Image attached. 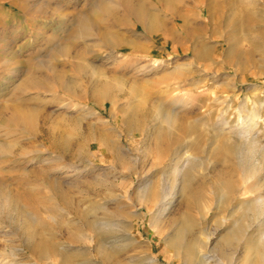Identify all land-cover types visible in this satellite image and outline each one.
I'll list each match as a JSON object with an SVG mask.
<instances>
[{
  "label": "rangeland",
  "instance_id": "1",
  "mask_svg": "<svg viewBox=\"0 0 264 264\" xmlns=\"http://www.w3.org/2000/svg\"><path fill=\"white\" fill-rule=\"evenodd\" d=\"M99 1L0 0V264H264V0H144L163 36Z\"/></svg>",
  "mask_w": 264,
  "mask_h": 264
},
{
  "label": "bare ground",
  "instance_id": "2",
  "mask_svg": "<svg viewBox=\"0 0 264 264\" xmlns=\"http://www.w3.org/2000/svg\"><path fill=\"white\" fill-rule=\"evenodd\" d=\"M183 1V0H182ZM220 1V0H219ZM224 1V0H223ZM234 1V0H233ZM247 1V0H246ZM169 3H171L170 5L173 6V8L177 11V7L175 6V3L170 2V0H168ZM188 2V1H187ZM217 2V1H216ZM186 3V2H184ZM183 3V4H184ZM227 3V0H226ZM189 4V3H188ZM196 4V3H195ZM215 4V3H214ZM217 4V3H216ZM215 4V5H216ZM231 4V3H230ZM229 4V5H230ZM234 4V3H233ZM99 8L101 10H103L105 13H108L109 15L115 17L116 14H114L117 10V5H115L111 0H100L98 2ZM120 5L122 7H124V14L121 16L119 14L116 15V18H114V23L116 25H119L120 23L123 24L125 23L128 19H132V21H134L133 23H137L140 26L143 27V29L145 31H147L148 33H151L152 35H160L163 36V34H165L166 32L171 33V29H173V25L170 26V19H165L159 16V10H157L156 8H151L149 6L146 5L144 0H120ZM166 5V4H165ZM192 5V4H191ZM219 5V4H218ZM217 5V6H218ZM188 6V5H187ZM190 6V5H189ZM204 6V5H203ZM209 6V4H208ZM212 6H214L212 4ZM165 7V6H164ZM182 7V6H181ZM226 7V6H225ZM229 7V6H228ZM193 8V7H192ZM213 8V7H212ZM218 8V7H217ZM222 8V6H220L219 10ZM224 8V6H223ZM186 9V8H185ZM191 9V8H190ZM174 10V11H175ZM184 10V9H183ZM192 10V9H191ZM226 10V8H225ZM175 11V12H176ZM190 11V10H189ZM199 11V10H198ZM207 11H210V8H207ZM212 11V10H211ZM215 11V9L213 10ZM237 11V10H236ZM239 11V10H238ZM172 12V11H171ZM179 12V11H178ZM191 12V11H190ZM173 13V12H172ZM193 13V12H192ZM200 13V12H199ZM234 13V12H233ZM176 14V13H174ZM209 14V13H208ZM207 14V15H208ZM222 14V13H221ZM182 15L183 18V22H188V18L186 14H179ZM212 15V13H211ZM244 15V14H243ZM210 16V15H209ZM208 16V17H209ZM191 17V16H190ZM241 17V16H240ZM81 23V22H80ZM79 23V24H80ZM103 21L99 20L93 17H88L86 19V23H81L82 26L86 27L87 25L92 26L96 31H98L102 36H104L105 38L108 39V42L110 43V41L113 43V39L110 35L109 36H105V34L107 33V31H104L102 24ZM190 23V22H188ZM78 24V25H79ZM124 25V24H123ZM128 25V24H126ZM175 25V24H174ZM80 26V25H79ZM125 26V25H124ZM81 27V26H80ZM79 27V28H80ZM189 27V26H188ZM78 28V29H79ZM183 28V27H182ZM81 29V28H80ZM79 31H75V37L74 38H79L86 33V28H83ZM186 29V28H185ZM183 31V30H182ZM88 33V32H87ZM176 33V32H175ZM178 36V35H177ZM176 37V36H175ZM82 38V37H81ZM148 41V40H147ZM65 44V43H64ZM112 46V45H111ZM135 45H132V47H134ZM138 48H141V46L136 45ZM72 49H75L71 44L66 43L60 50L61 53L68 54V52H70ZM86 49V48H85ZM138 52V51H137ZM76 53L79 55V53H81L80 48H76ZM86 54V52H85ZM80 58V57H79ZM152 62V61H151ZM153 63V62H152ZM79 63H77L78 65ZM76 65V64H75ZM76 65V66H77ZM155 65V64H154ZM48 67L51 69V71H53V76H52V81L53 84L59 85V88L62 89V91H64L66 94L69 95H76L77 94V89L79 87V84L68 77L67 73L64 71H59L57 70V68L55 67V65L53 63H49ZM81 65H78L76 69H80ZM155 67V66H154ZM153 67V68H154ZM82 68V67H81ZM240 69V68H239ZM88 70V69H87ZM175 70V74H176ZM90 72V71H89ZM91 73V72H90ZM89 73V74H90ZM100 73V72H99ZM97 74V72H96ZM31 75V74H29ZM172 75H174L172 73ZM168 76V75H167ZM91 79V78H90ZM168 79V78H167ZM96 82V81H95ZM113 82V81H112ZM49 83V79L42 76V77H30L28 78L25 83L21 86V89L24 90V88L28 85H32L34 87H46V85ZM117 84V83H116ZM93 86V85H92ZM182 85L180 83H174V84H168L166 87V91H178L177 89H179ZM102 88V87H101ZM20 89V90H21ZM111 86L109 84L106 85L105 88H103L102 90H94L92 89L91 92V96L92 98H98V97H103V98H107L108 95H110V93L112 92ZM81 90V89H80ZM175 91V92H176ZM114 93V92H113ZM180 94V93H179ZM178 94V96H174L177 97L176 99L173 100V103H175V106L178 104V97L180 96ZM172 96V97H173ZM173 97V98H174ZM181 99V97H180ZM180 102V101H179ZM162 108V107H161ZM173 111V110H172ZM171 112V111H170ZM26 113V112H25ZM24 113V114H25ZM176 114V113H175ZM174 114V115H175ZM30 115V114H29ZM178 115V114H176ZM20 116V115H19ZM32 116V115H31ZM177 117V116H176ZM180 117V116H179ZM164 120L171 125L173 123V114H169V115H164L163 116ZM163 120V121H164ZM220 122V121H219ZM224 122V121H222ZM23 123L25 125H29L32 126L33 123V118L30 116H25V118H23ZM218 123V122H217ZM222 124V123H220ZM174 125V124H173ZM224 125V123H223ZM223 128V127H222ZM220 129V128H219ZM221 130V129H220ZM242 133V132H241ZM248 142V141H247ZM1 189V188H0ZM4 189V188H3ZM10 192V191H9ZM8 190L3 191L0 190V213L2 210H4L3 208L6 209V207L10 204V194H9ZM161 192H157L156 195L160 196ZM168 195H170V197H168ZM171 198L170 201H168L167 199ZM175 198V193L174 192H168L167 195L164 194L162 200H160V206L165 204V203H172L173 199ZM168 201V202H167ZM5 213V212H4ZM23 217H24V221L27 223H32L34 222V218L31 216V214L29 212H25L23 213ZM2 217V216H0ZM21 218V217H20ZM1 220V218H0ZM33 224V223H32ZM40 229V228H39ZM180 237V236H179ZM179 241V240H178ZM170 242V241H169ZM8 250L6 248L0 249V257H6L8 255H11L10 253L7 252ZM152 262H155V259H152Z\"/></svg>",
  "mask_w": 264,
  "mask_h": 264
},
{
  "label": "crops",
  "instance_id": "3",
  "mask_svg": "<svg viewBox=\"0 0 264 264\" xmlns=\"http://www.w3.org/2000/svg\"><path fill=\"white\" fill-rule=\"evenodd\" d=\"M183 1H184V0H183ZM197 2H198V0H195V3H196V5H195V6H196V12H198L199 16H202V15H203V10H202V11H201V10L198 11L199 9H198V3H197ZM203 5H204V7H206V10H205V11L207 12V8H208V4H207V2H205V4H203V3L201 4L202 7H203ZM199 12H200V13H199ZM139 46H140V45H139ZM132 48H134V47H132Z\"/></svg>",
  "mask_w": 264,
  "mask_h": 264
}]
</instances>
